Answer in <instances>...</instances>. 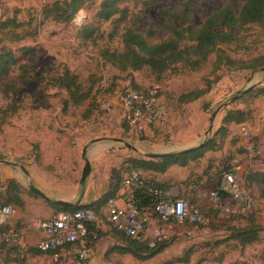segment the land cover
Segmentation results:
<instances>
[{
	"label": "rangeland",
	"instance_id": "374dc122",
	"mask_svg": "<svg viewBox=\"0 0 264 264\" xmlns=\"http://www.w3.org/2000/svg\"><path fill=\"white\" fill-rule=\"evenodd\" d=\"M54 1L57 0H0V20L14 18L25 25V32L32 34L26 35L20 42L6 41L4 44L12 49L18 66L24 65L22 67L26 68L27 76L35 75V80H21L19 67L14 68L7 77L0 78V110L10 104L17 107V112L4 124L0 113V162H10L17 174H22L21 166L26 167L28 174L24 180L27 184L31 179L32 183L51 191L52 199L64 196L66 201L76 202L82 199L89 186L88 182L84 186L79 184L84 151V157L92 161L96 172L93 181L96 187L90 191L93 194L101 190L112 165L116 164L115 167L119 168L124 166L128 158H144L145 153L177 152L200 144L211 113L220 104L230 100L233 101L218 115L214 131L225 112L247 107L252 109L251 120L235 127L237 138L242 139V126L249 132V136L243 138L248 141L250 136L264 132V102L251 106L248 100L239 99L252 86H264L263 67L254 72L223 69L218 73L220 81L209 93L197 101L180 106L177 103L178 96L204 88L206 78H212L214 56L199 71H188L187 67L178 65L159 78L148 68L138 72H120L104 58L107 51H123L119 37L114 34L120 27L137 29L151 43H156L166 39V29L174 23L170 15L181 12L184 3L190 4L193 24L199 28L223 6L230 5L238 11L242 5L239 0H160L155 4L148 0H128L122 4V8L127 9L130 20L119 24L102 22L96 17L101 0L84 6L67 24L42 21V8ZM84 27L92 31L89 39L84 38ZM236 42L227 47L233 59L248 61L264 56V24L243 29ZM22 47L33 48V54L26 55L25 51L20 50ZM57 67L68 68L77 75L85 88L107 80L113 88V94L130 87L131 79L142 87L154 85L156 83L153 81L159 79L157 85L161 86L162 97L166 100L169 120L165 126L147 132L146 140L129 139L123 132L124 128H120L116 115L113 116L111 112L99 114L87 104H67L64 107L66 93L47 87L44 81L47 78L46 71ZM6 84L14 88L10 96H5L1 91ZM124 143L134 145L138 152L131 151ZM253 145L262 152L250 158L254 160L250 169L263 170L264 140ZM97 151L99 157L93 159ZM199 165L200 162H196L189 167V170L192 169L190 173L195 189L182 185L186 188V195L179 196V199L197 207L203 216V223L183 227L172 225L167 231V239H170L167 249L151 260L142 262L132 256L119 255L111 257V264H181L173 263L178 257L187 258V264H261L264 250V199L259 197L255 187L247 190L244 187L250 197V210L240 204H227V199L222 200L220 196L216 201L212 200L210 196L217 191L218 179L208 175L197 179L202 175L193 170ZM90 178L91 173L87 179ZM252 212H256L261 228L259 243L247 247L242 253L235 242L221 241L230 235V230L244 227L246 216ZM153 222L159 225L157 221ZM70 258V264H80L73 256Z\"/></svg>",
	"mask_w": 264,
	"mask_h": 264
},
{
	"label": "trees",
	"instance_id": "16d2710c",
	"mask_svg": "<svg viewBox=\"0 0 264 264\" xmlns=\"http://www.w3.org/2000/svg\"><path fill=\"white\" fill-rule=\"evenodd\" d=\"M94 1L95 0L54 1L42 8V21L52 20L57 23L67 24L74 18L79 10ZM127 1L128 0H101L96 17L102 22L113 21L117 24L123 23L124 21L127 22V20L129 21L127 9L122 8V4ZM159 1L160 0H148V2L153 4ZM239 1L242 5L238 11L230 5L223 6L212 13L199 28H196L193 24V13L190 4L184 3L181 12L170 15L174 23L168 25L166 29L168 36L166 39L156 43H151L137 29L127 27L122 29L120 27L121 32L119 29V31L114 32V34L119 37L123 46V51L120 53L117 51L105 52V61L110 63L114 68H117L120 72H138L143 68H148L152 74L159 78L166 72L172 71V69L178 65L187 67L188 71H199L206 66L210 62V58L214 56V62L211 64L212 78H206L204 88L183 93L178 96L177 99V103L180 106L197 101L202 96L209 93L212 87L220 81L221 77L218 73L223 69L234 72H254L264 67V56L254 57L248 61L235 60L227 50L228 46L237 43L236 39L238 34H240L243 29L250 26L259 27L264 24V0ZM24 28L25 25L14 18L0 20V78L7 77L13 72L14 68L19 67L21 80L24 82H32L35 80V75L27 76V70L24 68V65H22L24 67L18 66V60L12 54V49L7 44H4L6 41L20 42L26 38V35L31 36L32 34H28L23 30ZM87 30L88 28H83V31H86L84 36L85 39H89L92 32L90 29L89 31ZM20 50L25 51L26 55H32L34 52L33 48L22 47ZM46 74L47 78H45L44 81L47 87L58 89L66 93L67 98L63 100L64 107H67V104L73 106H85L87 104L88 107L94 108L100 114V103L98 101L100 91L97 89L98 84H96L97 87L96 85L94 86L96 88L93 86L89 88L83 87L77 75L66 67L54 68L50 71H46ZM153 82L159 84L160 80L156 79V81ZM127 88L140 90L143 87L136 85L133 79H131L130 87ZM112 89L111 86L104 90L101 94V98L105 96L114 97L119 93L116 92V94H113L111 92ZM1 91L4 92L5 96H10V94L14 92V88L11 84H6ZM262 97H264V86L257 85L252 86L242 93L239 99L248 100L249 105L252 106L257 99ZM16 112L17 107L14 104H10L7 108L1 109L0 113L3 118L2 122L4 121L3 124L5 120L13 116ZM251 116L252 109H247V107L245 109L229 110L225 112L213 136L201 147L183 155L155 160L128 158L125 160L124 166L111 168L109 185L96 202L89 205L77 206L75 208L57 207L53 204H51V206L56 212L71 213L77 209L90 208L98 213L109 199L115 198L118 195L123 179L131 171L138 170L144 174V178L142 188L134 193L135 206L139 212L157 221L159 225L165 226L166 224L159 220L155 211L157 198L152 195V191L159 190L168 192L170 186H165L155 181V179L148 178L145 173L155 175L164 174L174 165L182 168L189 167L190 163L199 162V160L204 157L205 153L221 151L225 141L228 139L231 142V146L236 145V141H238L239 138H237V136L231 137V126L246 124L251 120ZM85 118H88V116ZM263 136L264 132L256 134L255 136H250V142L248 140L246 141L248 144H257ZM146 137V134H141L137 139L143 141L146 140ZM237 150L238 153H243L242 148H238ZM234 160L233 155H227L224 158L225 162L222 164V170L218 171L215 175V178L218 179L215 189L218 191V196H220L222 200L228 199V195L221 190V174L233 168ZM201 174L202 176H199L197 179H201L203 176L208 175V172ZM192 178V173H190L187 180L181 182V184L188 188L190 184L192 185ZM241 181L246 190L250 187H255L259 193V197L264 199V169H250ZM6 205H10L13 208L14 206L19 208L23 206V202L20 198V189L14 180L8 183V189L5 195L0 196V207ZM103 220L104 224L109 228L108 233H111L114 239L112 247L108 249L109 254L132 256L136 260L144 262L153 259L167 249V242L170 239H165L155 244V246L149 247L146 243L138 242L126 236L124 233L117 231L114 225L109 223L105 217ZM189 224L192 225L196 223L185 221L181 227ZM94 231L97 232V238L93 240V245H95L103 235L100 228L95 230L93 225H89V237H91ZM260 231L261 228L257 221L256 212H252L246 216L244 227L230 230V235L221 241L235 242L236 246L239 247L240 251L243 253L247 247L260 242ZM3 234H7V231L1 228L0 249L13 252L15 248L3 239ZM47 254L52 255V253ZM17 257H19V255ZM260 260L261 264H264V250L261 253ZM173 261V263L187 264L188 259L178 257ZM170 264H172V262Z\"/></svg>",
	"mask_w": 264,
	"mask_h": 264
},
{
	"label": "built area",
	"instance_id": "2783aa9c",
	"mask_svg": "<svg viewBox=\"0 0 264 264\" xmlns=\"http://www.w3.org/2000/svg\"><path fill=\"white\" fill-rule=\"evenodd\" d=\"M109 87L111 86L107 80L98 85L100 110L102 114L111 112L113 116L116 115L115 118L129 136L146 134L167 124L170 113L162 97L161 86L154 84L140 90L126 88L112 98L107 96L101 98L102 92ZM241 135L243 138L249 136L244 126L241 128ZM244 151L248 158L259 154L258 147L253 144H247ZM234 163L237 164L236 160ZM143 178L144 174L141 171H131L123 179L120 193L107 201L105 218L117 231L153 247L167 239V231L172 225L182 226L185 221L203 223V218L195 206L183 199H172L169 192L159 190L152 191V195L157 198L155 211L159 220L166 225H157L150 217L139 212L135 206L134 193L142 188ZM221 190L235 205L250 208V197L244 191L236 167L222 172ZM210 197L216 201L218 191L213 192ZM14 213L15 210L10 205L0 207V228ZM103 223L104 220L90 208L77 209L71 213L55 212L39 222V228L46 235V239L38 242L35 248L42 253H52L50 258L52 263H58L65 255L72 254L80 264H88L93 255V240L97 238L96 231L89 237L88 226L93 225L96 230ZM2 237L8 243H15L19 234L9 232ZM60 248H64V256L58 253Z\"/></svg>",
	"mask_w": 264,
	"mask_h": 264
},
{
	"label": "crops",
	"instance_id": "0c3cea01",
	"mask_svg": "<svg viewBox=\"0 0 264 264\" xmlns=\"http://www.w3.org/2000/svg\"><path fill=\"white\" fill-rule=\"evenodd\" d=\"M263 102H264V97L259 98L256 100L255 105H261ZM119 126L120 128H123V126L120 123ZM235 127L237 126L235 125L231 126L232 129L231 137L236 136ZM123 132L126 134L127 138L132 140L134 139L138 140L137 139L138 136H129L125 128ZM261 140L263 142L264 138H262ZM258 143L259 141L257 142V144ZM247 144L248 142L246 141V139H243V137L242 139L241 138L238 139V141H236V145L234 146H231V142L229 139L226 140L221 151H217V152L211 151L205 153L204 157L199 160L200 162L199 167L193 170L194 173H200V175H202L201 173L208 172V176H212V177L215 176L218 171L222 170L223 168L222 164L225 162L224 158L230 154L234 156V159L237 162V164L234 163L233 168L236 167L237 173L239 174L240 179H242L247 173V170L248 169L250 170V168L253 167L252 163L254 161L248 158L246 153H244V147ZM238 148L243 149L242 154L238 153L237 150ZM261 152L262 150L259 148V153ZM98 157H99V153L97 151L93 154V159H96ZM5 162L7 161L0 162V196L5 195V192L8 189V183L11 180H14L20 189V198L23 202V206L21 208L14 206V210H15L14 215L9 220H7L5 224L2 225L1 227L2 229L6 230L7 233L17 232L19 234V238L15 243H10V245L15 248L13 252H8V250L0 249V264H50L52 263L50 259L51 255L37 251L35 246L38 242L46 239V235L39 228V222L41 220L49 218L55 212V209L51 206V204L53 203L45 202L40 197L32 194L30 192V185H33L35 188L40 190L42 193H44L47 197H49L53 201H65V202H70V201H66V197L64 196L56 197L55 200L52 199L50 197L52 194L51 191H46L45 189H42V187L38 186L35 183H32L31 179H29V184L26 183V180H24L25 175L28 174L26 167L23 166L20 167L23 175L21 173L17 174L16 171L14 170V167L10 165L11 163L10 162L5 163ZM191 164L194 163H190V165ZM90 165H91V172H90L91 178L86 179L85 181L86 185L87 182L89 183V186L86 189L84 196L82 197V199H79L76 202H70L75 204V207L89 205L93 202H96L101 197V195L106 191L109 185L111 168L115 167L116 164L109 167L106 182L102 184L101 190L99 192H94L93 194H90V191L94 189V187H96L94 186V182H93L94 178L96 177L95 174L96 172L94 166L92 165V161H90ZM189 167L182 168L174 165L171 166L164 174L155 175V174L145 173V175L148 178L155 179V181L164 184L165 186H170L168 192L170 193V197L174 199V198H178L179 196L186 195L185 194L186 189L182 186L181 182L187 180L190 171H192V169L189 170ZM20 175L21 177H23V179L20 177ZM188 188L195 189L194 186H189ZM53 191H55L54 192L55 195L58 194L56 188H54ZM74 192L75 190L73 191V193ZM119 193L120 190L118 194ZM229 200L230 199L226 200L227 204L229 203L234 204L231 200L229 202ZM106 204L100 209L98 213H96L93 210L98 216H100L101 219H104L106 215ZM75 207H69V208H75ZM100 231L103 233V235L100 237L99 241L93 247V258L91 259V261L88 262L89 264H111L113 263L111 257L119 256L117 254L108 253V249L111 248L114 243V239L111 236L112 234L108 233L109 231L108 226L103 223L100 227ZM65 251H69V250H65ZM59 253H61L62 256H64L65 255L64 248H60ZM18 255L19 257H17ZM71 256L73 255L72 254H68L67 256L65 255V257L61 258L62 261L60 260V262H62V264H66V263L70 264V260L72 259L70 258Z\"/></svg>",
	"mask_w": 264,
	"mask_h": 264
},
{
	"label": "water",
	"instance_id": "95a60500",
	"mask_svg": "<svg viewBox=\"0 0 264 264\" xmlns=\"http://www.w3.org/2000/svg\"><path fill=\"white\" fill-rule=\"evenodd\" d=\"M261 72L264 74V67L261 69ZM233 101L230 100L228 102H224L222 104H220L210 115L209 119H208V126L206 131L203 134V140L200 144H198L195 147H190V148H185L181 151H177V152H168V153H145L143 155L144 158L147 159H166V158H172V157H176V156H180L183 155L187 152H190L196 148L201 147L205 142H207V140L212 136L213 131H214V125L216 123L217 117L220 114V112L226 108L228 106V104ZM125 147H127L128 149H130L133 152H138V149L133 146V145H129L124 143ZM84 153L83 152V161H84V165L82 167V171H81V178L79 181L80 185H84L86 179L88 178V176L90 175L91 172V165H90V161L84 157ZM7 163V162H5ZM30 192L38 197H40L42 200H44L45 202L48 203H53L55 206H60V207H75V204L70 203V202H65V201H53L51 200L49 197H47L44 193H42L40 190H38L37 188H35L33 185H30Z\"/></svg>",
	"mask_w": 264,
	"mask_h": 264
}]
</instances>
